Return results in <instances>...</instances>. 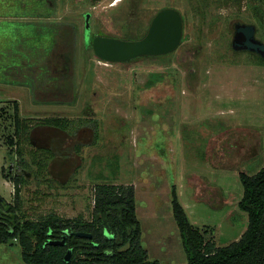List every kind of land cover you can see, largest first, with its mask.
<instances>
[{
    "label": "rangeland",
    "instance_id": "1",
    "mask_svg": "<svg viewBox=\"0 0 264 264\" xmlns=\"http://www.w3.org/2000/svg\"><path fill=\"white\" fill-rule=\"evenodd\" d=\"M163 8L183 18L181 44L170 54L108 63L85 44L87 13L91 38L126 40L142 38ZM236 24L254 26L264 44V3L0 0V197L14 204L12 181L21 175L22 221L50 214L90 220L97 185H132L148 259L185 264L172 215L175 187L207 240L217 247L239 240L248 225L238 207L239 173L264 168V58L232 49ZM64 29L74 30L73 55ZM14 101L28 127L58 117L80 129L43 131L48 143L31 129L34 143L18 140ZM49 143L58 145L57 158L40 168L38 146ZM0 264H24L18 242L0 244Z\"/></svg>",
    "mask_w": 264,
    "mask_h": 264
},
{
    "label": "trees",
    "instance_id": "2",
    "mask_svg": "<svg viewBox=\"0 0 264 264\" xmlns=\"http://www.w3.org/2000/svg\"><path fill=\"white\" fill-rule=\"evenodd\" d=\"M261 1L264 3V0ZM67 30L64 29L62 35L66 38L70 36L69 42L72 44L74 30H71L72 34ZM138 39L140 38L135 34L126 38ZM71 49L73 55V44ZM71 55L70 58L64 57L71 62ZM13 106V135L18 140L28 136L30 142L31 129L38 126L53 127L63 133L69 131L73 135L80 129L74 128L72 121L58 117L44 119L28 127L19 118L16 101ZM1 111L0 117L5 113L4 109ZM11 138L7 136V141L12 146L14 141ZM38 150L40 162L37 164L42 168L40 163L48 162L51 153L48 149ZM19 156L21 157L20 153ZM239 180L243 194L238 207L247 213L248 225L239 240L224 247H217L212 239L207 240L205 232L202 233L189 222L175 187L171 188L172 215L186 255L185 264H264V168L253 175L240 172ZM23 181L24 177L21 175L13 178V205L0 197V244L18 242L24 264H158V261L148 259V253L141 245V225L136 216L135 191L132 185H97L90 220H84L81 216L61 219L50 214L38 221H22L16 212L20 208V184ZM78 232L90 234L91 238L75 236ZM63 239L64 245L50 244L51 241Z\"/></svg>",
    "mask_w": 264,
    "mask_h": 264
},
{
    "label": "water",
    "instance_id": "3",
    "mask_svg": "<svg viewBox=\"0 0 264 264\" xmlns=\"http://www.w3.org/2000/svg\"><path fill=\"white\" fill-rule=\"evenodd\" d=\"M90 14H85L84 40L96 57L108 63L128 62L140 57H159L174 52L183 38V18L174 8L159 10L150 22L146 34L138 40H125L107 36L91 38ZM232 41L236 51H250L264 58V44L255 38L252 25L237 24ZM75 236L91 238L90 234L78 232ZM65 240L51 241V245H64Z\"/></svg>",
    "mask_w": 264,
    "mask_h": 264
},
{
    "label": "flooded vegetation",
    "instance_id": "4",
    "mask_svg": "<svg viewBox=\"0 0 264 264\" xmlns=\"http://www.w3.org/2000/svg\"><path fill=\"white\" fill-rule=\"evenodd\" d=\"M237 25V24H236ZM236 25L234 26V29H236ZM235 30H234V35H235ZM234 35H233V38H234ZM233 41V40H232ZM41 131V132H46L47 134H48V131L47 130H50V131H55V132H60V133H63L62 131H60V130H57L56 128L54 129L53 127H46V126H38V127H35L32 131L33 132H35V131ZM32 131H31V133H32ZM43 132V135L42 136H44V138H42V142L43 143H48L49 142V138L47 137V135H45V133ZM30 133V134H31ZM42 134V133H41ZM29 139H30V143L32 144V143H34V141L32 142V136L31 135H29ZM45 140V141H44ZM50 145H48V144H46V145H48V146H38L39 147V149H48L49 151H50V153H51V157L49 158V160H48V162H49V165L51 164V162L52 161H54L56 158H57V144H55V143H49ZM52 145H54V147H51ZM41 147V148H40ZM52 166V165H51ZM55 166V165H54ZM58 166L60 167H62L63 168V164H62V162L60 161L59 163H58ZM59 169V168H58ZM65 172V171H64Z\"/></svg>",
    "mask_w": 264,
    "mask_h": 264
},
{
    "label": "bare ground",
    "instance_id": "5",
    "mask_svg": "<svg viewBox=\"0 0 264 264\" xmlns=\"http://www.w3.org/2000/svg\"><path fill=\"white\" fill-rule=\"evenodd\" d=\"M117 3V2H116Z\"/></svg>",
    "mask_w": 264,
    "mask_h": 264
}]
</instances>
